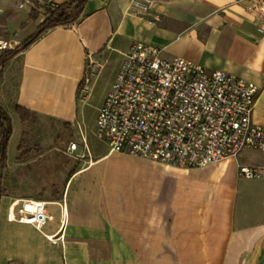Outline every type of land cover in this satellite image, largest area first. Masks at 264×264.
<instances>
[{"label": "crops", "instance_id": "obj_1", "mask_svg": "<svg viewBox=\"0 0 264 264\" xmlns=\"http://www.w3.org/2000/svg\"><path fill=\"white\" fill-rule=\"evenodd\" d=\"M65 1L0 0V39L18 46L47 18V6ZM135 41L159 46L163 58L184 57L208 70H221L254 82L260 92L253 119L264 125V0H155L144 14L134 11L131 0H88L76 21L48 29L3 65L0 107L11 118L13 133L6 168L1 169V188L5 193L0 196V264H145L139 248L118 222L101 208L85 204L83 194L71 187L81 171L72 176L66 191L61 193L41 189L22 195L17 189L20 169L45 156L22 155L19 145L27 130L34 125L58 130L65 123H78L80 93L92 89L101 69L111 60L117 64L115 80L124 55ZM17 107L26 111L27 119ZM78 143L80 150L83 144ZM241 153L250 157L224 159L209 174L203 173L204 167L191 169L199 172L171 165L163 169L164 173L176 175L181 203L192 206V199L209 203L217 194L223 206L234 209L236 232L231 238L239 242V250L216 257L215 264H264V179L246 178L261 183L254 194L248 195L241 194L235 184V192L232 185H218L231 162H236L237 174L238 163L264 165L263 151L248 149ZM108 156L112 153L98 162ZM87 169L86 176L97 179L93 167ZM93 189L97 194L103 189L111 198L130 197L129 192L105 189L98 180ZM148 190L150 187L141 192ZM234 193L242 200L231 205ZM25 200L46 201L54 219L40 230L9 218L12 204ZM64 200L65 237L53 242L47 235L55 234L61 226L60 204ZM201 250L203 259L198 264H210L209 257L203 254L206 248Z\"/></svg>", "mask_w": 264, "mask_h": 264}, {"label": "built area", "instance_id": "obj_2", "mask_svg": "<svg viewBox=\"0 0 264 264\" xmlns=\"http://www.w3.org/2000/svg\"><path fill=\"white\" fill-rule=\"evenodd\" d=\"M154 1L131 0V5L144 14ZM12 42L0 39V53L15 49ZM259 92L254 82L184 57L163 58L159 46L135 41L99 108L96 135L110 153L187 168L237 158L248 149L264 152V125L253 119ZM78 148L71 141L66 152L76 154ZM237 168L240 176L264 179V165L238 163ZM60 206L61 226L47 235L53 242L65 237L67 202ZM11 208L9 218L40 230L54 219L43 200L14 202Z\"/></svg>", "mask_w": 264, "mask_h": 264}, {"label": "rangeland", "instance_id": "obj_3", "mask_svg": "<svg viewBox=\"0 0 264 264\" xmlns=\"http://www.w3.org/2000/svg\"><path fill=\"white\" fill-rule=\"evenodd\" d=\"M116 71V61H109L101 69L92 89L83 95L80 93L78 123H65L58 130L36 125L27 130L22 152H27V156H45L20 169L18 191L22 195L41 189L61 193L66 191L72 176L81 171L71 187L83 194L85 204L101 208L118 222L134 246L139 248L145 264H198L203 259L201 248H206L207 252L203 254L209 257L210 264H215L213 260L223 253L234 254L239 250V242L231 238L236 232L234 209L223 206L217 194L209 203L201 204L194 199L192 206L181 203L177 198L179 186L176 175L163 172L167 165L180 166L124 153H112V156L98 162L110 152L108 145L96 135V118ZM84 138L88 148L84 146ZM71 141H82L83 147L78 153L69 155L66 149ZM249 157L240 153L237 158L245 160ZM219 163L203 166V173H211ZM90 165L97 179L86 176ZM191 169L190 172H199ZM62 171L64 177L61 176ZM223 172L218 182L220 187L232 185L235 192L236 185L241 194L248 195L254 194L261 186L259 181L237 174L236 162H231ZM97 180L107 190L129 192V199L108 197L103 189L97 194L93 189ZM146 187L150 190L141 192ZM213 190L217 191V187ZM206 191L208 194L209 190ZM240 200L241 197L234 193L231 205Z\"/></svg>", "mask_w": 264, "mask_h": 264}, {"label": "trees", "instance_id": "obj_4", "mask_svg": "<svg viewBox=\"0 0 264 264\" xmlns=\"http://www.w3.org/2000/svg\"><path fill=\"white\" fill-rule=\"evenodd\" d=\"M88 0H67L63 3L51 5L46 7L47 18L37 27L36 31L29 36L26 40L20 43L15 49L7 50L0 55V76L2 74L3 65L15 54L24 50L31 45L41 34L48 29L59 25H69L76 21L83 13L85 4ZM35 15V11L32 12V16ZM17 110L22 113V116L26 118V111L17 107ZM0 130H1V153H0V196L4 194L5 190L1 188L2 173L1 169L6 168L7 148L10 138L13 133V125L11 118L7 113L0 107ZM23 149V141L19 145V150ZM27 152H24V155ZM22 156L19 158L21 159Z\"/></svg>", "mask_w": 264, "mask_h": 264}, {"label": "bare ground", "instance_id": "obj_5", "mask_svg": "<svg viewBox=\"0 0 264 264\" xmlns=\"http://www.w3.org/2000/svg\"><path fill=\"white\" fill-rule=\"evenodd\" d=\"M16 44V42H12V45Z\"/></svg>", "mask_w": 264, "mask_h": 264}]
</instances>
